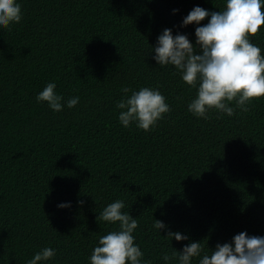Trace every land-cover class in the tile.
Listing matches in <instances>:
<instances>
[{
	"label": "trees",
	"instance_id": "1",
	"mask_svg": "<svg viewBox=\"0 0 264 264\" xmlns=\"http://www.w3.org/2000/svg\"><path fill=\"white\" fill-rule=\"evenodd\" d=\"M17 3L21 21L0 28V264H27L45 247L56 254L42 264H90L99 238L118 230L96 219L117 199L138 221L142 264H165V253L195 241L199 264L241 232L264 236V98L247 112L198 118L188 111L197 88L153 58L166 28L195 46L210 16L187 26L183 18L226 0ZM250 41L264 55V26ZM48 83L63 97L59 112L36 100ZM122 87L158 89L171 110L150 131L124 127ZM156 219L166 227L155 229Z\"/></svg>",
	"mask_w": 264,
	"mask_h": 264
},
{
	"label": "clouds",
	"instance_id": "2",
	"mask_svg": "<svg viewBox=\"0 0 264 264\" xmlns=\"http://www.w3.org/2000/svg\"><path fill=\"white\" fill-rule=\"evenodd\" d=\"M178 11V10H173ZM210 19L206 25L195 28V46L186 34H172L164 29L158 36L153 57L158 65H173L179 71L183 82L197 88L196 97L188 104V111L198 118L209 119V110L232 116L235 109L250 110L253 100L264 98V55L261 48L250 41L258 36L264 26V0H226L223 10L209 12L195 6L182 26ZM22 19L21 6L17 0H0V28L8 29ZM197 48L199 52H197ZM55 83H48L36 96L37 102H46L56 112L62 110L63 97L54 90ZM126 95L116 104L120 109L119 121L124 127L136 123L139 129L150 131L164 114L170 112L166 98L158 89L142 87L133 91L122 87ZM131 92V95H127ZM79 97L67 100L68 108L77 105ZM234 102L235 108L230 106ZM83 204V201H79ZM60 204L59 207H68ZM125 204L117 199L108 204L96 217L97 221L117 224L99 238V244L90 256V264H142L143 252L135 244L133 232L138 221L123 212ZM155 229L166 227L164 222L155 220ZM167 237L176 241L188 239L180 232L168 231ZM202 245L191 242L181 251L165 253V264L177 260L178 264H191L194 257H200ZM55 249L45 247L36 252L27 264H42L55 256ZM147 264V262H144ZM199 264H264V236H249L241 232L231 242L217 244L211 254H204Z\"/></svg>",
	"mask_w": 264,
	"mask_h": 264
}]
</instances>
